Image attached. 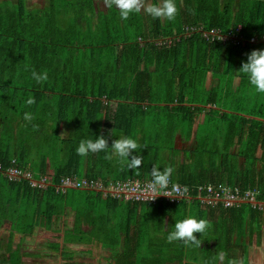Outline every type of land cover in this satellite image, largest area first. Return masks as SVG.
Returning a JSON list of instances; mask_svg holds the SVG:
<instances>
[{"label": "trees", "instance_id": "16d2710c", "mask_svg": "<svg viewBox=\"0 0 264 264\" xmlns=\"http://www.w3.org/2000/svg\"><path fill=\"white\" fill-rule=\"evenodd\" d=\"M28 1L0 0V227L8 222L11 230L0 264H24L15 235L38 227L52 233L51 249L66 260L73 255L70 244L124 246L116 264H189L187 247L167 241L174 224L188 216L211 225L234 258L242 254V240L264 237V205L201 209L195 190L192 203H143L60 186L72 176L105 183L153 178L156 169L183 185L257 188L263 201L264 93L239 70L250 52L264 49V41L246 40L264 37V0H175L174 20L143 10L122 19L116 0H103L109 8L100 12L97 0H50L41 13ZM238 25L245 43L185 28L227 32ZM33 72L47 79L38 84ZM195 129L197 145H183ZM95 135L110 136L109 143L134 139L141 164L129 169L111 148L80 156V142ZM13 167L48 176L47 187L10 178ZM70 214L74 224L67 230L63 221ZM160 232L167 253L145 254L143 247L162 241Z\"/></svg>", "mask_w": 264, "mask_h": 264}, {"label": "crops", "instance_id": "0c3cea01", "mask_svg": "<svg viewBox=\"0 0 264 264\" xmlns=\"http://www.w3.org/2000/svg\"><path fill=\"white\" fill-rule=\"evenodd\" d=\"M141 3L144 6H147L148 4H152L153 0H141ZM97 11L100 12L101 10L107 11L109 8V5L107 2L103 0H97ZM28 8L31 10H37V12L41 13L43 9L49 8L51 4L50 0H29L28 1ZM143 10V8H142ZM241 26V25H240ZM230 30V29H229ZM257 36V35H254ZM263 38V37H262ZM264 41V40H263ZM197 129H195V132L193 133V139L189 141V146L192 147V145L195 147L197 145V141L195 139L197 135ZM187 145L186 143H183V145ZM178 183V182H177ZM207 183H214V184H224L226 187H228L231 190H234L235 188L241 189L239 186H232L231 184L225 183V182H219V181H210ZM206 183V184H207ZM198 185H187L190 186L191 189L197 190ZM245 190V189H241ZM197 193V191H196ZM198 195L197 196L200 201H199V206L201 209H207V208H215V207H222L225 209H231L236 207L239 204L232 205V206H225L221 202H217V204H209L205 201H203V196ZM189 200V203H192V196L190 195L189 198H186ZM159 200H166V199H159ZM183 199H180L179 201H175L177 203H180ZM168 201V200H166ZM242 203H248L246 201L240 202ZM168 219V218H167ZM168 221V220H167ZM63 224L67 230H70L73 228L74 224V215L70 214L68 217H66L63 221ZM211 228V225L209 226ZM208 230L206 233L203 235L201 239V247H187L185 249V253L191 258L189 260V264H221L219 261L218 257L220 253H225L226 254V261L224 264H230L231 261H236V264H264V237L260 235L254 236V239L252 238H247L246 240H242L241 243L239 244L240 247V252L242 254L240 257L236 256L235 258L232 257L234 256V252L231 250L232 247L231 245H221L217 242L216 240V235L214 232H210ZM42 227L36 228L31 235H21V234H16L14 238L15 242V248L18 247V249L21 250V254L23 255L22 257V262L24 264H30L29 260L31 259H37L40 258L41 256L38 255V252H36L35 248L37 245L34 244V238H37V234H42L41 232H44L45 237L48 239L46 240L45 244V249H51V243L54 241L53 235H47L49 231L44 229ZM10 223L6 222L2 227H0V255H6L7 253V245H8V240L10 236ZM51 233V232H50ZM52 234V233H51ZM36 235V236H35ZM162 241L156 245L153 243L150 246H145L143 247V250L146 249L145 254H151V253H157L156 255L159 257L160 255L166 254L167 250H169L167 247L164 246V243L167 244V242L163 239L164 238V232L158 233V235ZM234 240H232L234 243L239 242V236L234 234ZM215 237V238H214ZM158 238V237H157ZM197 238H201V234H197ZM168 246V245H167ZM30 247V248H29ZM52 250V249H51ZM68 250L73 254L72 258L67 259L63 257L62 252H56L52 250L54 253L58 254L60 256V261L59 264H84V262H96L95 264H116L115 258L116 255L120 252L122 253L124 250V246H122L120 249H109L103 246V244L100 243H95L93 245H83V244H70L68 246ZM83 256V257H82Z\"/></svg>", "mask_w": 264, "mask_h": 264}, {"label": "clouds", "instance_id": "9594fccd", "mask_svg": "<svg viewBox=\"0 0 264 264\" xmlns=\"http://www.w3.org/2000/svg\"><path fill=\"white\" fill-rule=\"evenodd\" d=\"M116 6L120 9L122 19H127L132 13H140L142 8L153 19L159 20H174L178 13L175 0H157V3L148 4L147 6H144L141 0H116ZM239 71L248 75L250 83L258 92L264 93V49L250 52ZM32 77L38 84L47 79L46 74L37 72H33ZM28 103L31 104L33 101L29 99ZM32 118L31 113L25 112L23 114L24 121L31 122ZM109 137L95 135V139L82 140L77 148V153L80 156L87 157L90 154L105 152L111 148L116 157L121 161H127L129 169H135L141 164V158L137 154L139 145L134 139L123 136L113 139L109 143ZM166 175L167 170L161 173V171L153 169V185L159 186L163 190L166 187ZM208 228L209 225L205 220L188 216L174 224L167 235V241L169 243L179 241L186 247H201V239ZM197 234H201V238L198 239ZM218 259L221 264H224L226 254L220 253ZM230 264H236V261L233 260Z\"/></svg>", "mask_w": 264, "mask_h": 264}, {"label": "built area", "instance_id": "2783aa9c", "mask_svg": "<svg viewBox=\"0 0 264 264\" xmlns=\"http://www.w3.org/2000/svg\"><path fill=\"white\" fill-rule=\"evenodd\" d=\"M187 33L191 31H200L203 36L209 38H220L224 41L231 39L234 43L249 40L255 43L259 40L263 41L264 37L252 36L249 39H244L241 32V26L238 25L234 30L230 29L227 32H223L222 29L212 28L204 30L202 27H185ZM9 176L12 179H18L20 177L30 180L33 186L39 188H46L48 185V176L42 175L40 178H34L31 171H21L17 167L9 169ZM61 188H80V189H92L97 192H102L105 196H112L117 199L134 201V202H152L156 203L159 199H166L168 201H179L180 199H186L190 197V192L193 191L190 186L183 185L175 182L171 177H166V187L161 190L159 186L153 185V178H128L125 180H110L105 183L102 180L88 179L86 177H65L61 181ZM198 195L203 196V201L209 204H217L221 202L225 206H232L240 204V202L246 201L261 209L264 205V200H257V196L260 190L245 189L241 190L235 188L234 190L229 189L224 184L204 183L200 184L197 188Z\"/></svg>", "mask_w": 264, "mask_h": 264}, {"label": "rangeland", "instance_id": "374dc122", "mask_svg": "<svg viewBox=\"0 0 264 264\" xmlns=\"http://www.w3.org/2000/svg\"><path fill=\"white\" fill-rule=\"evenodd\" d=\"M215 80L209 78V84H213ZM246 96H249V91ZM189 145V144H187ZM44 230V229H43ZM42 234H37V238H34V244L37 245L35 248L36 252H38V255H40V258L37 259H31L29 262L30 264H59L60 256L56 253H54L51 249H45L46 240L48 239L45 237L44 232H41ZM52 235L50 232L47 233V235ZM36 236V235H35ZM55 240V238H54ZM30 248V247H29ZM83 257V256H82ZM96 262H84V264H95Z\"/></svg>", "mask_w": 264, "mask_h": 264}]
</instances>
